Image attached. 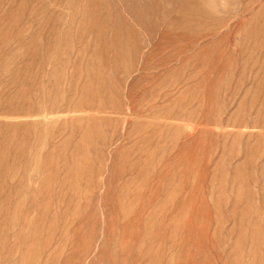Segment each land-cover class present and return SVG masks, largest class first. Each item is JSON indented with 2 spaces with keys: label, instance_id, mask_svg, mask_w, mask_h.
Returning <instances> with one entry per match:
<instances>
[{
  "label": "rangeland",
  "instance_id": "obj_1",
  "mask_svg": "<svg viewBox=\"0 0 264 264\" xmlns=\"http://www.w3.org/2000/svg\"><path fill=\"white\" fill-rule=\"evenodd\" d=\"M0 264H264V0H0Z\"/></svg>",
  "mask_w": 264,
  "mask_h": 264
}]
</instances>
